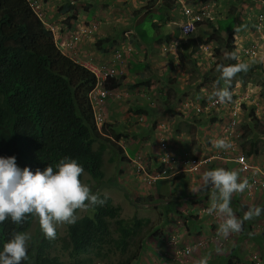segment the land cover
I'll list each match as a JSON object with an SVG mask.
<instances>
[{
    "label": "clouds",
    "instance_id": "obj_1",
    "mask_svg": "<svg viewBox=\"0 0 264 264\" xmlns=\"http://www.w3.org/2000/svg\"><path fill=\"white\" fill-rule=\"evenodd\" d=\"M26 1L34 15L43 23L45 29L49 31L46 38H51L53 40L55 46L63 56L70 58L88 70L95 78V85L96 76L95 73L89 69V65H94L96 67L104 66L105 64L118 66L116 62L113 61V55L116 51L120 50L130 55V59L126 65V74L120 79L112 78L105 83L103 90L111 92V95L103 98V102L99 104V102L91 96V94L96 91L95 85L88 93V102L93 122L100 136L105 139L109 136L105 130L110 134L113 132L121 134L127 133L126 131L118 130L114 124L109 123L106 107L112 99L120 98V93L117 90L124 82L125 77L129 74L132 61L138 59V48H136L135 44L129 39L131 33H123V37L118 39L119 43L114 44L112 49H103L104 53L108 54L105 62H96L93 58H81L76 48L81 42H87L90 39L101 36L98 30L100 24L84 21L76 26L69 39H63L59 30H57L55 23L51 21V18L47 17L46 9L43 6L47 0ZM85 1L76 0L75 2V0H62L63 7L67 8L68 13L66 20L73 21L77 19L79 10H83V13H86L89 3ZM196 1L198 2L195 3ZM236 1L240 3L239 5L242 7L243 11L239 12L237 6L231 7L229 11L235 18H238L237 22H239V25L241 26L236 28V20L232 19L233 28L224 31L226 37L225 40L223 39V36V38H220L221 35L216 36L212 35V33L206 34L205 31L206 28L211 30V32L213 27L219 29L213 25V23L214 20L217 19V14L220 12V6L229 5L226 0H207L206 2L202 0H166L161 4L164 6L172 5L171 10L175 13L173 19L174 25L184 37L180 39L181 42H186L187 37L189 38V36L194 34L197 29L202 28L204 31V42H199L200 44L197 42L198 50L201 49L200 46L203 44V50L200 52H205L214 57L212 52L216 54L219 47L227 50L224 52L226 53L225 56L222 59L219 58L217 61L216 71L218 73H215L213 77L214 80L217 78L216 83L219 87L214 88L211 93L207 92L205 94L204 92H201L200 100H202V105L198 104V109L195 111V114L202 116L197 117L195 115L192 118L193 125L195 126L198 123H202L204 120L209 121L210 126L216 125L219 123L216 117L220 118L221 116L226 115L221 110H224V106L229 105L234 101L235 95L233 94L232 89L235 87V81L232 82V79L237 73L240 77L238 81L245 83V86L247 83L246 78L257 73L258 80L264 79V0H250L251 5H248L245 0ZM155 3L159 4L158 0H150L148 4L143 6V10L134 12L135 16L138 17L143 13L147 14L154 11L152 8L155 7ZM248 6H256L258 12L254 13ZM225 15L226 13L222 14V20L226 18ZM197 16H199V19L196 18ZM145 18L146 16L144 15L143 19ZM204 22H209V24L205 25L203 24ZM189 23L194 25V29L192 32L185 34L183 32V27ZM242 26L249 29L250 32L256 33V35L249 39H243L240 31ZM205 35L207 36L205 37ZM111 36L113 35L110 33L106 36H102L98 42L102 41L103 38H110ZM230 36H232V42L228 44L227 40ZM124 39L126 41H123ZM228 45L230 47H228ZM176 47L177 44L172 47V49L175 50ZM129 48L131 49L130 53L128 52ZM178 51L179 50H177V53ZM127 55L125 54V57ZM206 78L209 79L208 76ZM113 81H118L119 85L116 88H109L107 84L112 83ZM137 84L139 83H135L131 86L138 87ZM156 101H158V98L154 100L155 104ZM159 101L162 102L163 100ZM205 107L207 109L203 110ZM255 108L257 109V106ZM155 109L157 110V108ZM235 110L230 112L231 121L228 123V125L230 124V128L222 132L223 136L219 134V139L210 142L217 152L214 155L204 157L197 153L193 154L190 150H186L181 154L174 153L171 151L167 138H160V131H158V145L160 147L156 153V165H153L154 173L151 175L146 171L145 166L141 161L140 154L134 156L132 152L128 151L130 146L128 133L127 139H125V135H123L121 139L119 138L115 142L111 141V144L108 143L103 151L104 153L106 150L109 151L112 147L116 148L115 155L111 157V160H114L115 158L124 162L126 161L129 164L128 168L130 171H136L139 175L150 178V180L156 184L164 182L165 179L178 182V180L187 179L189 176L200 175L202 166L212 165L211 170L205 171L203 175L198 178L202 180L200 191H203L201 194H204L201 201H206L209 198V206H203V208L198 211H184L180 205H183L186 199L193 201L192 196L190 194L186 195L184 191V202H168L171 210H169L170 215H167V221H161L162 226L154 228L152 232L153 240L162 241L161 243L163 244L159 242L155 247L154 244L150 251H159L155 257L165 260L169 264H196L192 263L194 252L200 248H205V244H208L211 250L214 249L212 246L215 245V249L219 248L224 250L222 252H225V247L229 242L227 241V238L225 241L221 239L209 241L207 235L205 238L201 236L203 231H201L200 227L202 226V229L204 227L201 219L207 214L210 215L215 223L218 219L223 218L221 214L224 215L225 219L217 228L218 234L228 236L230 233L242 232L243 237H241V240L239 241L240 243L236 244L233 248V253L228 255L225 254L224 264H229L230 262L232 264H242L243 259L240 254V246L246 238L248 240L252 239V241H257L256 248L263 250V255L261 256L257 253V256H254V259H260L261 261L264 259V244H262L264 235L260 233L253 234L251 232L253 229L256 231L258 225V221H253L254 217L260 216L262 212H264V208L260 206H252L244 211L243 214L239 213V217H237L231 207L233 193L243 192L247 196L254 197L257 193L264 191V189H259L254 195H250L246 190V188L250 187L248 181L245 180L248 176L242 174L240 164L236 158L244 156L251 166L250 176L256 175L260 179H264V171L254 167L252 158L247 155L248 151H236L237 146L239 147V140L241 138L233 139L229 132L231 128L237 126V120L234 118ZM130 112L131 111L126 113V116L129 117L131 121L129 122V125L136 126L144 124L147 120L152 123H149V128H144L154 130L157 127L158 122L149 119V115L145 116L142 113H135L134 115V113L131 114ZM254 118L255 116L252 114L251 119ZM124 121L126 123L127 120L124 119ZM194 128L195 127L193 126L192 130ZM215 134H217V132ZM102 142L103 141L98 143L99 147ZM163 144L165 147H163ZM228 150L233 153L232 157H228L231 154ZM160 153H162V156L159 155ZM186 155H189L193 160L199 163L196 171H185L184 168L186 166L183 162ZM168 156H175V160H170ZM228 159L233 161H229L230 163H228L231 168L235 164L239 169L240 179L238 171L219 167L218 163L222 161L227 162ZM140 165L143 166V169H140ZM124 167L126 166H121L122 171ZM84 171L85 169L83 165L79 163L77 159L68 156L62 157L54 166L48 164L43 170L37 168L35 171L27 166L23 168L19 167L15 156H0V225L5 224V222H10L14 225L22 226L31 217H35L38 219L40 231L43 233L44 238L48 240L55 239L57 236V225L75 224L77 221V210L95 209L98 205L103 206L107 200L106 195L102 198L99 193L92 190L90 185L82 181V174ZM180 173H184L181 175L183 179L175 178ZM193 197L197 200L194 202H200L201 195L199 196L196 194L193 195ZM167 200L169 201V199ZM236 202H238V200H236ZM181 212L188 214L191 213L195 215L196 218H191L188 214H186L185 218H182L183 216L181 215ZM174 222L180 223L179 226H181V223L184 225V229L182 230L184 235L181 236L179 232L171 230ZM243 223L247 226L246 230L242 228ZM157 230L158 233H154ZM192 236H194L195 240ZM209 237L210 240H212L217 237V235L213 234L209 235ZM31 240L32 235L28 231H12L6 241L3 242L2 247H0V264H20L21 261H24L26 264L28 261ZM182 241H189V243L188 245H184ZM145 245H148V243H145ZM254 246L256 245L254 244ZM145 248L146 247L144 246V249ZM186 249H191L190 254H186ZM213 263L215 262H208L207 255L201 257L197 261V264ZM250 264L261 263H256L255 260H252Z\"/></svg>",
    "mask_w": 264,
    "mask_h": 264
},
{
    "label": "trees",
    "instance_id": "obj_2",
    "mask_svg": "<svg viewBox=\"0 0 264 264\" xmlns=\"http://www.w3.org/2000/svg\"><path fill=\"white\" fill-rule=\"evenodd\" d=\"M211 33L219 36L220 29L213 27ZM47 34L26 0H0V156H15L19 167L33 171L43 170L48 164L54 166L68 156L98 180L104 176L102 155L106 145L123 135L127 139V133L110 134L104 128L109 136H100L88 102L94 76L63 56ZM107 85L116 88L119 82ZM167 94L169 97L170 92ZM252 139L250 136L249 156L258 155L252 149ZM36 220L31 217L22 226L10 222L0 225V247L12 231L29 232ZM64 225L65 235L57 233L54 240L60 244L57 254L52 251L54 241L45 239L37 229L26 264H95V257L104 259L109 251H124L126 240L138 232L142 220L120 218L118 208L107 197L103 206L87 209L75 224ZM242 228L247 229L245 223Z\"/></svg>",
    "mask_w": 264,
    "mask_h": 264
},
{
    "label": "crops",
    "instance_id": "obj_3",
    "mask_svg": "<svg viewBox=\"0 0 264 264\" xmlns=\"http://www.w3.org/2000/svg\"><path fill=\"white\" fill-rule=\"evenodd\" d=\"M149 1L150 0H86L85 2L89 3L87 12L83 13V10H79L78 18L73 21L66 20L68 13L67 8L63 7L62 0H47V2L44 3V8L46 9L47 17L51 18V21L55 23V26L61 33L63 39H69L76 26L84 21L100 24V28L98 30L101 36L90 39L87 42H81L76 48L81 58H93L96 62H105L108 54L104 53L103 49H112L114 44L119 43L118 39L123 37V33H131L129 39L133 44H135V47L138 48V59L132 61L129 74L125 77L124 82L117 90L120 93V98L112 99L106 107L107 119L109 120V123H112L115 126H117L120 122H117V119L114 120V115H117L125 110L123 114L127 121L125 123L123 120L121 125L124 126L119 125L116 128L121 131H126L130 136L131 144L128 148L129 152H135L134 155H138L139 153H142V151L146 150L149 153L151 148L149 147L148 150L147 141L155 139V143L158 144L157 133L160 131L159 137L167 138L171 151L174 153L181 154L186 150L192 151L193 146L195 145L198 149L196 151L197 154L204 157L214 155L217 152L215 147L210 142L216 140L215 133L217 131L215 129L218 128L217 126L219 123L210 126L209 121L204 120L202 123H198L195 126L193 125L192 120V118L196 115L195 111L198 109V104L202 103V100H200L201 92H204L205 90L201 87L200 93H197L195 97H190L189 95H185L186 91H183L184 89H189L188 85L184 84L183 86L185 87H180L184 81L187 82L189 75L191 74L188 66L184 63V60H193V58L198 59L196 53H199L201 50H196L193 44L189 45L187 40L186 42L180 41V39L184 37L174 25L173 19L175 17V13L171 10L172 5H161L166 0H158L159 4L155 3V7L152 8L154 10L160 8L161 17L158 21L153 20L154 24L149 27L151 32L141 28L140 24L147 20L148 17L143 19L145 13L136 17L134 12L143 10V6L148 4ZM197 2L198 1L195 3ZM227 3H229V5L222 6L220 4V12L217 14V19H215L213 23V25L220 29L219 22L221 21L223 31L227 30L224 27V23L232 19L236 20V28L241 26L239 25V22H237L238 18H235L229 11V9L234 6H237L239 12L243 11L242 7L239 5L240 3L236 0H230ZM115 7L118 9L116 12H114ZM223 13H226V18L222 20L221 16ZM240 31L243 39H249L256 35V33L250 32V30L244 26L240 28ZM109 33L113 36L110 38H103L102 41L98 42L102 36H106ZM205 33L209 34L211 33V30L206 28ZM220 35L223 36L221 33ZM206 36L207 35H205V37ZM123 41L126 40L124 39ZM176 44V49H172V47L176 46ZM177 50H179L178 53ZM202 57H205L206 59L209 58L207 60L211 61V63L214 61L213 56H207V54H204ZM171 64L173 65L172 68L169 66ZM195 64L196 66L198 65L197 62H195ZM197 69H199L198 66ZM215 80L217 81V78H215ZM171 82L176 83V85L173 84V92L176 95L174 101H171V98H169L167 94L169 89L168 84ZM133 83H139L137 84L138 87L131 86L134 85ZM165 86H167L166 90ZM163 90H165L164 93H162ZM193 90L195 89L193 88ZM164 96L167 98V103L163 104L162 101L160 104H153L155 99L160 98L163 100ZM159 107L163 108L160 110ZM155 108H157L160 112H158ZM204 109L207 108L205 107L203 110ZM129 111L139 114L142 113L145 116L149 115V119L158 122L157 127L154 130L144 128L149 127V122L147 120L144 124L136 126L129 125V122L131 121L130 118L126 116V113ZM156 113L158 115L154 119ZM170 113L173 114L169 116ZM196 116L201 117L202 115ZM193 126L195 128L192 130ZM220 132H222V130H220ZM133 144H135V146H132ZM206 151H208V153L204 155ZM254 156L255 155H250L249 157L254 158ZM227 161L232 160L228 159ZM234 166L236 165L234 164ZM199 177L201 176H189L187 180H189L188 182L190 186L186 187L184 190H180L181 194H184L185 191L186 195L190 194L192 196L193 201H189L188 199L185 200L184 207L187 208V211H198L203 208V206H209V198L206 201H200L198 203L194 202L195 198L193 195H196V190L193 191L191 189L193 187L196 188L195 181ZM198 180L199 184H202L201 179ZM164 181H167L168 185L171 183V181H168L167 179ZM197 188L200 189V187ZM155 189L157 193L165 191V187H162L161 182H159V185H156ZM175 190L179 191L177 188H175ZM241 194L242 193H240V195ZM242 199H244L243 201H246L245 198L242 197ZM246 199L247 202H249L248 196H246ZM236 200L240 201L237 198V194L235 197H232L231 207L234 214L238 217V214H243L244 211L251 206V203L247 204V202H243L248 206H245V208L241 204L237 203ZM171 201L169 200L168 202L171 203ZM260 207L262 206L260 205ZM221 215L223 218L218 219L216 223L208 222L203 229L202 226L200 227L201 231H203L201 236L205 238L207 235L209 241L217 239L225 241L227 238V241H232L234 243H229V245L225 247V252H222L224 250L219 248L215 249V245L212 246L214 247L213 250L210 248L209 250L203 248L205 253L201 254L203 256L207 255L208 262L214 261L215 263L213 264H224L225 254L228 255L233 253V248L236 244L240 243L239 241L241 240L240 232L230 233L228 236L218 234V225L225 219L224 215ZM261 216L262 218L264 217V212H262ZM259 221L264 224V220ZM259 221L257 224H259ZM183 229L184 228L181 229L179 226L177 228H171L174 232H179L181 236L184 235V232L182 231ZM251 232L253 234L256 233L255 229ZM213 234L217 235V237L210 240L209 235ZM262 244H264V240H262ZM199 259L200 258L195 259L194 257L192 263L197 264Z\"/></svg>",
    "mask_w": 264,
    "mask_h": 264
},
{
    "label": "rangeland",
    "instance_id": "obj_4",
    "mask_svg": "<svg viewBox=\"0 0 264 264\" xmlns=\"http://www.w3.org/2000/svg\"><path fill=\"white\" fill-rule=\"evenodd\" d=\"M226 1L228 2L230 0H226ZM245 2L248 3V5H251L250 0H245ZM43 6H45V4ZM248 7L254 13L258 12V9H256V6L254 7L248 6ZM116 11H118L117 7H115L114 12ZM160 12H161V9L157 8L156 10L145 14V16L148 17V19L145 20L143 23H141L140 27L146 29V31L148 32H151L149 27L154 24L153 20H157V21L160 20V17H161ZM230 21L233 23L232 20ZM230 21H227L224 23V27L225 29H227L226 31L233 28V24L231 26H228L229 23H231ZM203 24L208 25L209 22H204ZM219 26H220V32L224 37L223 38L221 36L220 38H223L225 40L226 37H225V33L221 25V21L219 22ZM203 35H204L203 29L202 28L197 29L195 33L189 36V38L187 37L186 40L189 42V45L193 44L194 48L198 50L197 42L198 43L204 42ZM200 48H201L200 50H203V44H201ZM226 51L227 50L221 49V47H219V49H217L216 54L212 52L214 54L213 63L207 60L209 58L206 59L205 57H202L204 54H207L205 52L196 53V56L198 57V59L193 58V60L195 61H193L192 59L184 60L185 65L188 66L189 71L191 72L187 82L184 81L183 84L180 85V87H185L183 86L184 84L188 85L189 89L183 90V91H186L185 92L186 96L189 95L190 97H195L197 93L201 92L200 91L201 87L204 88L205 94L207 92L211 93L214 90V88L219 87L218 84L216 83L217 81L214 80L213 77L215 73H218L216 71L217 61L219 60V58L222 59L225 56L226 53L224 52ZM195 62L198 63L197 66L199 69H197ZM169 66L170 68H172L173 65L171 64ZM206 76H208L209 79H207ZM257 76H258V73L250 76L249 78H246L247 80L246 86H245V83L238 81V79L240 78L238 73L233 77L232 82L235 81V87L232 89L233 94L235 95L234 101L231 102L229 105L224 106V110H221L226 115H223L220 118L216 117L220 125L217 126L218 128H216L215 130L217 131V134H216V140H217L220 138V135L223 136V133H222L223 131L230 128V124L228 125V123L231 121L230 112L231 111L233 112L236 109L234 118L235 120H237L236 121L237 126H235V128H231L229 131L233 139L241 138L239 140V147L237 146L236 151L238 152H241L243 150L244 152L249 151L251 147L249 137L253 136L252 140L254 142V145H252V149L257 150L258 152V155L252 158L253 165L254 167L259 168L262 171H264V97H263L264 79L258 80ZM173 84L176 85L175 82H171L168 84V88H169L168 92H170L171 97L170 96L169 97L171 98V101H174L176 98V95L173 92L174 90ZM166 87L167 86H165V90H166ZM193 88L195 90H193ZM165 90H163L162 93H164ZM159 100H162V99L158 98V101H156V104L161 103ZM153 104H155L154 101H153ZM256 106H257V109L255 108ZM162 108L163 107H159L160 110ZM124 112L125 110H123V112L117 115H114V120L117 119V122H120L116 127H118L119 125L123 123L122 121L125 119V116L123 114ZM158 112L160 111L158 110ZM130 113L133 114L132 111ZM172 114L173 113H170L169 116ZM252 114H254L255 116L254 119H251ZM157 115L158 114L156 113L154 116V119ZM149 123H152V122L150 121ZM135 124H138V123H135ZM121 126H124V125H121ZM220 130H222V132H220ZM129 142H131L130 136H129ZM155 142H156L155 139H151L147 141L148 150H149V147L151 148L149 153L146 150L142 151V153H139L141 157V161L143 165L145 166L146 171L150 175L154 173L153 165H156V162H155L157 161L156 153L158 152V148L160 147ZM95 148L96 149L99 148L98 144L95 146ZM197 150L198 149L194 145L192 153L195 154ZM115 151H116V148L112 147L109 151L106 150L103 153L102 171H103L104 176L101 179L95 180L91 177L90 174H88L87 172H84L82 175V181L90 185V187L92 188L94 192L99 193L101 196L106 195L108 198H111L112 205L114 207H117L119 210L120 218L129 220V221L133 219H140L142 220V222L143 221L144 222L142 223L141 228L138 230V232L134 236H131L130 238L126 240V246L123 248L124 251H114L113 253L109 251L108 255L104 259L95 257L94 258V260L96 261L95 264H120V263H124V264H169L167 261L161 260L160 258L155 257V255H157L159 251H155V250L150 251L151 247L154 244H155L154 245L155 247L159 242L160 243L162 242L158 240H153L152 232L154 228L156 227L159 228L160 226H162L161 221H167L168 219L167 215H170L169 210H171V208H169V203L167 199H169L170 201L173 200L171 201L173 203L174 202L178 203L180 201L181 203H183L184 196L183 194L179 192L180 190H183L186 187L190 186L188 182L189 180L187 179L178 180V182L171 181L170 185L166 183L167 181L161 182L162 187H165V191H160L157 193L155 187L156 185H159V183L158 184L154 183L153 181L150 180V178L141 176L136 171H133V170L130 171L128 168L129 164L126 161L124 162L120 159H115V158L114 160H111V157L115 155L114 154ZM228 152L231 153L228 157L230 156L232 157L233 153L230 150H228ZM207 153L208 151H206L204 155H206ZM133 154H135V152ZM130 155L133 156L132 154ZM159 155L162 156V153H160ZM228 163L230 162L222 161L218 164H219V167H222L225 169L230 168L228 170H234V171L239 172V169L236 168V166L231 168ZM121 166H126L123 168V171L121 170ZM213 168H217V167H213ZM211 169H212L211 164L202 166L201 168L202 171L200 173V176H202L205 171L211 170ZM120 170L122 173L120 172ZM182 174L184 173L178 174L177 177L175 178L183 179V177H181ZM238 176L240 179V172L238 173ZM128 179L129 181H127ZM195 183H196L195 185L196 188L193 187L191 190L193 191L196 190V194L199 196L201 195L200 197V201H201L204 194H201L203 193V191H200V189L197 188V187H200L201 184H199V180L197 179ZM175 188L179 189V191L178 192L175 191ZM236 194H237V198L240 200L237 203L241 204L243 207L247 206L246 204H244L245 202H247V199H246L247 195L244 194L243 192L241 195L240 193H233L232 197H235ZM242 197L245 198L246 201H243L244 199H242ZM248 197H249V202H247V204L251 203L250 207L254 205L255 206L261 205L262 208H264V191L257 193L254 197H250V196ZM184 205L185 203L180 206L185 211H187ZM86 211L87 210H77L76 212L77 219L81 218L86 213ZM186 214L188 213H182L181 214L183 216L182 218H185ZM188 215L191 218H196V216L191 213ZM261 218H262L261 215L258 217H254L253 221L254 220L255 221L264 220V217L262 219ZM201 222H202V225L205 227L206 223L213 222V219H211L210 215L207 214L201 219ZM179 224L180 223L174 222L173 228H177ZM179 227L184 228V225L181 223V226ZM37 229H40L38 219L34 222L29 232L31 233V235H33L37 232ZM64 230H65L64 224L57 225V233L60 236L65 235ZM256 233H260L264 235V224H262L261 221H259V224L257 225ZM240 236L243 237L242 232ZM192 237L194 239V236ZM54 240L56 239H53L51 241H54ZM145 243H148V245H145ZM182 243L184 245H188L189 241H182ZM229 243L234 244L232 241L228 242V245ZM257 243H258L257 241H252V239L248 240L246 238L243 240L242 245L240 246V249H241L240 254L243 259L242 264H250L252 260H255L256 263L264 264V259L263 261H261L260 259H254V256H257L256 255L257 253H259L261 256L263 255V250L257 249L256 246H254V244L256 245ZM144 246L146 247L145 249H144ZM113 249L116 250L115 247H113ZM205 249L209 250L208 244H205ZM52 251L54 252V254L59 253L60 244L59 243L56 244L54 241ZM201 253H205L203 248L196 250L194 252L195 259L203 257Z\"/></svg>",
    "mask_w": 264,
    "mask_h": 264
},
{
    "label": "built area",
    "instance_id": "obj_5",
    "mask_svg": "<svg viewBox=\"0 0 264 264\" xmlns=\"http://www.w3.org/2000/svg\"><path fill=\"white\" fill-rule=\"evenodd\" d=\"M199 19V16L196 17ZM194 29V25L192 23H189L183 27V32L185 34H188L192 32ZM128 52H131V49H128ZM125 54L120 50L116 51L113 55V61L116 62L118 66H111L108 64H105L104 66L96 67L94 65H89V69L95 73L96 76V91L91 94L92 98L97 100L99 104L103 102V98L107 97L108 95H111V92L104 91L103 88L105 86V83L112 78H118L120 79L122 76L126 74V65L128 64V60L130 59V55L128 54L125 57ZM163 147L165 145L163 144ZM168 158L172 161L175 160V156H168ZM238 163L240 164V170L244 176H248L245 180L248 181L250 187L246 188L248 193L250 195H254V193L259 189H264V179H260L256 175H249L251 172V166L247 162V160L244 158V156H240L239 158H236ZM183 164L186 166L184 169L185 171H196L198 169L199 163H197L195 160H193L189 155H186L184 157ZM140 169H143V166L140 165ZM186 254H190L191 249H186Z\"/></svg>",
    "mask_w": 264,
    "mask_h": 264
}]
</instances>
